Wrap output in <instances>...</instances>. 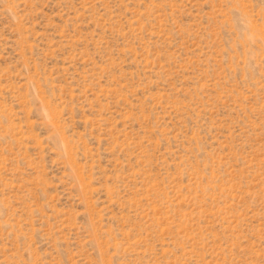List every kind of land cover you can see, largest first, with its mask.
<instances>
[{
    "label": "rangeland",
    "instance_id": "1",
    "mask_svg": "<svg viewBox=\"0 0 264 264\" xmlns=\"http://www.w3.org/2000/svg\"><path fill=\"white\" fill-rule=\"evenodd\" d=\"M0 264H264V0H0Z\"/></svg>",
    "mask_w": 264,
    "mask_h": 264
}]
</instances>
